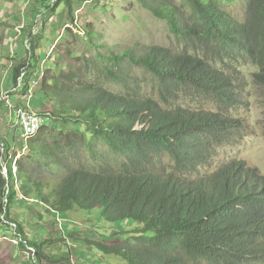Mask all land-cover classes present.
I'll return each instance as SVG.
<instances>
[{
	"label": "trees",
	"instance_id": "trees-1",
	"mask_svg": "<svg viewBox=\"0 0 264 264\" xmlns=\"http://www.w3.org/2000/svg\"><path fill=\"white\" fill-rule=\"evenodd\" d=\"M139 1L166 20L174 35L197 39L203 45V56L157 45L119 51L112 46L104 56L118 64L141 66L158 77L165 103L178 97L177 90L189 88L223 107L237 105L236 81L215 68L208 53L257 65L255 81L264 87V0ZM66 2L71 12L72 3ZM237 2L243 4L242 16L228 9ZM88 34L94 39L92 31ZM27 52L30 57L14 69L15 81L23 68L28 72L35 68L31 65L35 46L30 44ZM29 76L24 74L25 92ZM82 80L75 72L47 73L38 88L70 112L60 117L64 123L83 125L121 156V167L102 162L92 168L82 162L76 165L67 156L69 149L81 139L85 149L95 155L93 143L81 129L61 136L47 123L25 142L26 151L15 164L7 165V177H0L3 220H11V207L19 198L58 214L99 211L109 223L134 221L139 226L134 232L137 235L116 245L74 240L128 264L264 263V176L236 162L213 173L191 175L200 160L207 159L216 137H225L233 130L231 124L241 120L205 109L164 107L153 98L116 93L92 83L82 84ZM1 143L5 142L0 137ZM164 152L172 160L168 170L157 166ZM41 167L54 176L41 177L37 172ZM15 232L21 246L33 250L32 264H77L70 253L49 251L59 239L30 241L19 222H15Z\"/></svg>",
	"mask_w": 264,
	"mask_h": 264
},
{
	"label": "rangeland",
	"instance_id": "rangeland-1",
	"mask_svg": "<svg viewBox=\"0 0 264 264\" xmlns=\"http://www.w3.org/2000/svg\"><path fill=\"white\" fill-rule=\"evenodd\" d=\"M66 1L0 0V100L3 104L0 107V137L5 142L0 144V177H7V165L26 151L25 142L28 140L22 138L15 124L16 114L21 109L46 114L50 117L47 126L58 135H72L74 129H81L86 134L96 154L91 155L84 142L77 140L79 142L69 149L67 155L76 165L82 162L92 168L102 162L114 168L121 167L122 157L102 138L85 131L81 124L64 123L60 117L70 112L39 91L45 74L58 76L68 72L81 77L82 84L92 83L116 93L153 98L164 107L179 105L193 111L205 109L241 120L231 124L233 130L227 131L225 137H216L210 145L207 159L200 160L198 170L191 175L213 173L236 162L264 176V87L255 81L259 70L257 65L241 58L233 61L208 53L210 63L231 76L233 83L236 81L237 105L223 107L189 88L177 90L178 97L170 99L167 104L161 99L158 77L141 66L130 62L118 64L104 56L109 55L112 46L119 51L134 46L142 50L143 46L149 45L170 47L176 52L186 49L203 56L201 42L174 35L167 21L152 14L139 0H70L71 12ZM176 1L181 3V0ZM228 9L233 15L243 14L240 2ZM88 31L95 34L94 39H89ZM30 44L36 48L35 59L31 61L35 68L30 72L23 68L21 77L15 81L14 69L30 57L27 52ZM24 74H30L27 92L23 90ZM62 141L69 142L66 139ZM13 152H16L14 159ZM73 152L78 153L71 155ZM160 159L157 166L168 170L172 164L171 157L164 152ZM37 172L47 179L54 176L43 167ZM100 215L99 211L48 212L35 201L27 203L19 198L11 207V220L5 221L0 215V264H32L33 250L21 246L15 222L21 223L30 241L59 239L53 242L49 251L70 253L77 264H128L123 258L105 255L74 240L92 239L116 245L137 235L134 232L139 226L134 221L109 223Z\"/></svg>",
	"mask_w": 264,
	"mask_h": 264
},
{
	"label": "built area",
	"instance_id": "built-area-1",
	"mask_svg": "<svg viewBox=\"0 0 264 264\" xmlns=\"http://www.w3.org/2000/svg\"><path fill=\"white\" fill-rule=\"evenodd\" d=\"M47 120L48 117L45 114L21 109L16 114L15 124L20 130L22 138L28 140L39 132Z\"/></svg>",
	"mask_w": 264,
	"mask_h": 264
},
{
	"label": "bare ground",
	"instance_id": "bare-ground-1",
	"mask_svg": "<svg viewBox=\"0 0 264 264\" xmlns=\"http://www.w3.org/2000/svg\"><path fill=\"white\" fill-rule=\"evenodd\" d=\"M48 121H49V118H48V120H47L46 124L48 123ZM46 124H45V125H46ZM45 125H44V126H45ZM44 126H43V127H44ZM43 127H42V128H43ZM42 128H41V129H42ZM41 129H40V130H41ZM40 130H39V131H40Z\"/></svg>",
	"mask_w": 264,
	"mask_h": 264
}]
</instances>
